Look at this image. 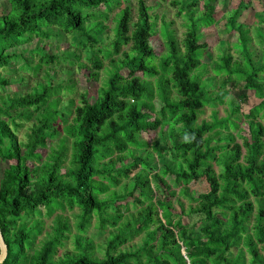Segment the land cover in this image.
<instances>
[{"label": "trees", "instance_id": "obj_1", "mask_svg": "<svg viewBox=\"0 0 264 264\" xmlns=\"http://www.w3.org/2000/svg\"><path fill=\"white\" fill-rule=\"evenodd\" d=\"M8 1L9 13L0 16V68L21 58L16 49L34 39L75 33L82 39L93 19L94 33L77 44L93 42L88 79L98 80L100 54L112 59L104 85L95 96L86 89L74 110L73 101L59 110L62 89L51 81L40 92L1 100L3 264H264V124L258 120L264 25L256 28L258 53L249 25L238 23L241 5L230 11L226 29L237 36L238 61L228 49L208 65L203 31L216 25L219 0H174L186 31L180 39L163 20V55L152 41L157 17L146 0L138 1L136 22L128 0ZM116 8V39L110 48H96ZM55 60L42 53L36 66L27 58L23 63L37 74ZM208 66L223 88L261 100L244 117L248 135L239 129L243 118L234 101L227 117L215 111L212 121H200L207 107L225 104L230 94L203 86L200 74ZM8 84L0 76V87ZM35 114L38 123L22 143L17 119L31 121ZM149 132L157 137L152 150L140 137ZM199 184L206 189H192ZM75 209L77 233L65 215ZM45 215L54 217L49 226ZM94 219L96 236H104L99 243L87 236Z\"/></svg>", "mask_w": 264, "mask_h": 264}, {"label": "rangeland", "instance_id": "obj_2", "mask_svg": "<svg viewBox=\"0 0 264 264\" xmlns=\"http://www.w3.org/2000/svg\"><path fill=\"white\" fill-rule=\"evenodd\" d=\"M139 0H128L129 5L132 10L133 22L137 21L138 18V4ZM147 3L151 6H154L155 10L150 11L156 23H157V35L152 38L153 43L156 44L157 53L163 55L165 52V40L162 37V23L163 20L172 23L171 29H173L176 35L182 39L186 28L184 27V20L177 15L178 8L173 6L172 2L174 0H146ZM229 2V3H227ZM226 5L224 6V4ZM241 5V14L238 18V23H245L251 28L253 37V47L258 53H261V47L258 44V37L256 34V28H261L260 26L264 25V0H219L217 5V23L215 26L204 30L206 38L202 40V43L208 45L207 50L204 53V64L210 65L213 61L218 60L219 56H222L224 52L230 49V52L234 58V61H238V52H237V36L234 32H230L226 29L227 26V17H229V12L233 11ZM202 7V2L199 6V9ZM10 4L8 0H3L0 3V16L9 13ZM119 12V8H116L113 12L108 14V18L104 20L103 24L106 29L103 31V35L99 38V42L96 44V48L106 49L110 48L111 43L116 39L115 26H116V15ZM96 21L90 20L87 23V27L90 30L93 27V24ZM263 28V27H262ZM89 29L86 31L87 36L80 39V35L75 33L76 37L80 40L76 43V37L74 34H67L57 36L52 34V39L40 41L39 39H34L29 45L19 47L16 49V53L21 58L15 60L9 67L0 68V76L9 82L5 87H0V106L1 100H9L15 97H20L23 95L31 94L35 91L40 92L45 86L51 85L53 87H61L60 95L57 97L61 99V104L59 110L64 107L69 106L70 102H74V106L71 108L74 110V107L79 104L80 95L86 92V89H89L91 96L97 94V90L100 89L106 82L109 71L111 70V59L104 58L100 54V58L103 61V69L99 72V77L96 82L89 80L88 72L92 70V65L90 59L93 57V42L92 40L88 41L89 46L81 47L77 44L80 42L86 43L89 35L93 34V31ZM82 34V33H81ZM264 38V34L261 33ZM259 36V35H258ZM92 37V36H91ZM95 48V49H96ZM127 48H124L126 50ZM42 53H47L48 55L54 56L55 61L51 64H44L41 70L36 74L32 69H27L24 66V58L32 61V65L36 66L41 58ZM79 56V57H78ZM114 58V57H113ZM117 58V57H115ZM158 63V58L156 60ZM49 71L51 72L49 74ZM201 81L203 86H207L210 92L222 93V79L217 78L213 71L206 68L201 74ZM229 90L230 94L226 99L225 104L215 107H207L204 113L200 117V121H212L214 112L217 111L218 118L222 119L231 114V101L238 103L240 105V117L243 118V121L240 124L239 129H243V135H248L249 128L244 117L246 114H249L251 109H253L261 100L258 99L252 92H246L245 90L233 89L230 86H224ZM246 94L247 99H242V95ZM56 97V98H57ZM66 113V112H65ZM72 117V114H71ZM264 124V113L258 118ZM17 123H20L22 126L16 130L17 138L20 142L26 143L27 136L30 133L32 126L38 123L37 114L33 117L31 121H26L23 119H17ZM242 130V131H243ZM237 137V142L242 143V139L237 135L238 132H234ZM142 142L146 143L150 150L153 149V141L156 137L155 132H149L140 136ZM159 137V136H158ZM157 138V137H156ZM216 139L218 137L215 136ZM59 138H54L52 144L53 146L59 142ZM49 149L44 151V154H48ZM217 169V168H216ZM196 191H204L206 186L204 184H199L195 187H192ZM114 191H119V189H113ZM127 203L124 202V204ZM78 213V209L73 211H67L65 215L70 221L73 232L77 233L76 223L77 219L75 214ZM54 217L44 216V220L47 223V226L52 224ZM96 219L93 220V223L87 233L89 238L94 237L96 243L104 240V236H96ZM49 229V228H48ZM107 233V232H106ZM139 239H135L133 243H137ZM68 248H72L71 241L68 244Z\"/></svg>", "mask_w": 264, "mask_h": 264}, {"label": "water", "instance_id": "obj_3", "mask_svg": "<svg viewBox=\"0 0 264 264\" xmlns=\"http://www.w3.org/2000/svg\"><path fill=\"white\" fill-rule=\"evenodd\" d=\"M8 257V246L0 227V264H3Z\"/></svg>", "mask_w": 264, "mask_h": 264}]
</instances>
